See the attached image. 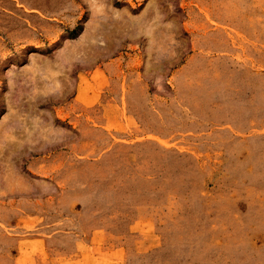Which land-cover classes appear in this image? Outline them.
<instances>
[{"label":"rangeland","instance_id":"obj_1","mask_svg":"<svg viewBox=\"0 0 264 264\" xmlns=\"http://www.w3.org/2000/svg\"><path fill=\"white\" fill-rule=\"evenodd\" d=\"M0 264H264V0H0Z\"/></svg>","mask_w":264,"mask_h":264}]
</instances>
